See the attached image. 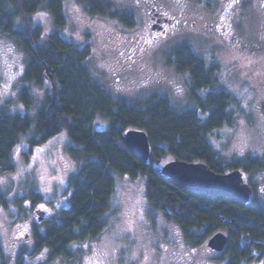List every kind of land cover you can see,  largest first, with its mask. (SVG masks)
I'll list each match as a JSON object with an SVG mask.
<instances>
[{
    "label": "trees",
    "instance_id": "obj_1",
    "mask_svg": "<svg viewBox=\"0 0 264 264\" xmlns=\"http://www.w3.org/2000/svg\"><path fill=\"white\" fill-rule=\"evenodd\" d=\"M76 1L92 17L114 19L128 28L135 25L131 15L113 12L107 0ZM37 13H44L54 30L32 23ZM65 27L64 0H0V37H8L27 57L19 101L29 112L36 103L32 93L46 85L49 92L35 117L27 113L0 117V169L14 170L13 151L27 133H32L28 140L32 149L65 131L68 154L82 162L65 187L67 206L44 234H34L37 250L46 248L52 256H65L72 242L100 236L110 224L106 215L113 205L116 177H142L147 201L179 225L186 237L199 230L202 237L222 230L228 237L225 264L264 263L263 205L254 200L240 206L222 196L182 190L163 177L160 163L156 164L161 159L202 162L218 174L263 168L257 159L227 164L212 147L211 137L223 127H232L241 112L230 92L217 90L214 67H207L186 46L171 53L168 64L189 76L194 108L178 111L165 97L135 103L113 99L95 80L90 45L64 38ZM130 130L148 137L151 150L146 163L122 143L123 134ZM28 199L40 201L38 194Z\"/></svg>",
    "mask_w": 264,
    "mask_h": 264
},
{
    "label": "rangeland",
    "instance_id": "obj_2",
    "mask_svg": "<svg viewBox=\"0 0 264 264\" xmlns=\"http://www.w3.org/2000/svg\"><path fill=\"white\" fill-rule=\"evenodd\" d=\"M107 1L113 12L131 15L135 25L128 28L114 19L92 17L76 0H64L66 27L62 35L71 42L90 45L95 80L113 99L135 103L151 97H165L178 111L194 108L188 92L189 76L179 73L168 61L174 48L183 44H190L201 59H206L203 52L206 41L192 33L174 32L173 36L171 33L166 37L152 32L147 0ZM170 1L169 6L165 0H155L153 5L171 16L179 9V3L178 0ZM35 16L31 17L32 23L48 31L54 30L47 18L34 20ZM256 16L258 19L235 22L234 33L238 25L241 27V33L237 31L234 35L238 44L227 46V41H223L224 46L215 56L216 62L223 66L219 74L214 75V79L217 77L219 81L217 90L230 92L238 100L241 112L236 115L232 130H218L212 136L211 144L227 164L248 159L260 161L263 168L256 172L254 181L264 185V25L259 13ZM152 36L158 37L153 40ZM139 37L143 38L145 47L136 50L132 42ZM251 51L255 52L252 57L247 54ZM26 61V55L12 40L0 37V117L26 113L35 117L37 109L43 105L44 96L49 93L47 85L35 90L32 93L35 107L30 113L25 111L18 97ZM233 63H237L236 68L231 70L227 66L231 67ZM237 79L248 80L254 91L249 92V88L240 85ZM177 88L181 89L180 94ZM98 119L107 124L106 120ZM101 121L97 124L104 125ZM31 135L22 136L15 146L11 159L14 170L5 172L0 169V208H3L0 209V242L1 254L6 258L13 255L16 240L22 239H18L16 234L22 236L24 231L20 222L12 221V216L6 218L4 210L17 207L24 222L32 223L37 221V217H33L35 210L45 211L40 208L43 205L50 222L57 214L55 202L66 200V193L64 198L62 191L82 164L68 154L70 140L65 131L32 149L28 143ZM241 150L243 155H240ZM168 162V159H161L156 164L160 163V168ZM145 186L146 178L116 177L113 205L106 215L110 221L107 229L97 238L68 247L72 256H78V264H225L222 251L207 247L212 235L202 237L203 231L199 230L190 243L175 223L168 221L147 201ZM31 194H38L40 201L31 202L28 199ZM256 199L264 207V196L258 194ZM66 206L67 201L58 211ZM218 232L225 234L222 230L215 233ZM29 240L27 245L21 246L34 256L35 263L50 260L48 249L35 251L29 246ZM52 263L69 264L59 258Z\"/></svg>",
    "mask_w": 264,
    "mask_h": 264
},
{
    "label": "flooded vegetation",
    "instance_id": "obj_3",
    "mask_svg": "<svg viewBox=\"0 0 264 264\" xmlns=\"http://www.w3.org/2000/svg\"><path fill=\"white\" fill-rule=\"evenodd\" d=\"M154 1L155 0H147L146 2L148 5L147 14L149 18V29L152 32H156L158 35L161 34L162 36L164 35L166 37L169 36V34L171 33L172 36L176 33L179 34L192 33L195 35H200L203 38V40L206 41L205 50H203L206 59H204V57L202 59L206 62L207 67H214L215 76H217V74H219L220 70L223 68L221 63L220 62L217 63L215 60V56H218V49L224 46L222 42L227 41V46L229 44L231 45L238 44L234 35L237 34V31L241 33V27L238 25V27L236 28L237 31L236 33H234V27H235L234 23L235 22L241 23V21H245L249 19L252 20L258 19L256 13H259L258 17L261 19L264 25V6H262L264 5V0H178L179 9L176 12H174L171 16H169L167 12L164 11L162 12L161 9L154 6L153 5ZM170 2H171L170 0H165V3L168 6L170 5ZM229 4L232 5L231 8L228 7ZM181 5H183V7H181ZM165 13H167V15H165ZM157 37L158 36H152L151 38L155 40ZM132 44L136 50H140L145 47L142 37L136 39L135 42H132ZM182 46L189 47L194 51V49L191 47L190 44H183L175 47L172 52L174 53L177 52L176 49ZM247 54L250 57H252L255 55V52L251 51ZM236 64L237 63H233L230 64L231 67L230 66L227 67L232 70L233 68H236L235 66ZM237 81H239L240 85H244L246 88H249V90L247 89L249 92L250 90L254 91L255 89L254 86L250 84L248 80L241 81L237 79ZM247 84L248 85L250 84V86H247ZM223 128L225 130L227 129L232 130L231 127H223ZM211 139L214 140V137H211ZM202 164L208 166L205 163ZM237 171H239L242 174L243 183L247 184L251 190L249 202H252L254 200L259 202L258 199H256V196L258 194L264 196V185L260 184L258 181L257 182L254 181L255 174L257 171L249 172L244 170L243 168H239L237 169ZM230 172H233V170H228L222 174H227ZM63 192L65 193V187L62 193ZM61 204L62 205L65 204V201L63 203L60 201L55 202L56 206L54 209L55 211L57 210L56 216L62 210L61 209L60 211H58V209L62 207ZM4 212L6 214L5 215L6 218L12 216L13 217L12 221H16V223L20 222V224L23 226L22 230L24 231V234H22V236H20V233L16 234V237H18V239L19 238L22 239L18 241L16 240L14 244L15 250L13 252V255L9 254L8 258H6L1 254L2 243L0 242V264H54L52 263V261L57 258L67 261L69 264H78L77 262L78 256H76L77 259L75 256H72L68 248L66 249L68 253L67 255L65 256L51 255L50 260L41 263H35L33 260L34 256L27 253L26 250L22 249L21 245L22 244L27 245L28 243L27 240L30 239L29 246H31L33 250L35 251L47 250L46 248H41L37 250L38 242H36V240L34 239V234L35 233H38V235L44 234L46 228L52 222L55 221L56 216L54 217L53 220L49 222V218H47L45 211L35 210L34 211L35 214L33 217H37V221L32 223L29 222L30 223L29 224L28 222H24L23 217L21 218L22 213L17 207L7 208V210H4ZM25 223H27V225H25ZM177 226L179 227L180 232H183L181 227L179 225ZM187 235H188L187 237H194V238L197 237L195 233H188ZM188 241L190 243H193V240H188ZM80 242L81 241H75L72 242L71 244L80 243ZM195 243L198 242L195 241ZM71 244H69L68 247ZM164 249L167 248L164 247ZM225 249L226 246L222 250V253L225 252ZM93 264H102V263L97 262Z\"/></svg>",
    "mask_w": 264,
    "mask_h": 264
},
{
    "label": "water",
    "instance_id": "obj_4",
    "mask_svg": "<svg viewBox=\"0 0 264 264\" xmlns=\"http://www.w3.org/2000/svg\"><path fill=\"white\" fill-rule=\"evenodd\" d=\"M122 143L132 155L144 163L147 162L151 149L145 132L127 131L122 136ZM160 173L185 191L202 192L215 197L222 196L240 206H246L249 202L251 190L247 184L243 183L242 174L239 171L217 174L202 163L172 160L160 168ZM227 242V235L218 232L208 240L207 247L221 252Z\"/></svg>",
    "mask_w": 264,
    "mask_h": 264
},
{
    "label": "snow or ice",
    "instance_id": "obj_5",
    "mask_svg": "<svg viewBox=\"0 0 264 264\" xmlns=\"http://www.w3.org/2000/svg\"><path fill=\"white\" fill-rule=\"evenodd\" d=\"M262 6H264V5H262ZM181 7H183V5H181ZM228 7L231 8L232 5L229 4ZM44 15H45L44 13H37L36 16L33 17V19L34 20H37V19H41L42 20L44 18ZM165 15H167V13H165ZM176 91H177L178 94L181 93V89H179V88H177ZM37 151H42V150L41 149H38ZM243 154H244L243 153V150H241L240 155H243ZM33 159H35V157H33ZM61 183H63V181H61ZM40 208L43 209V210H45V211H47L46 209H44V206L43 205H40Z\"/></svg>",
    "mask_w": 264,
    "mask_h": 264
}]
</instances>
